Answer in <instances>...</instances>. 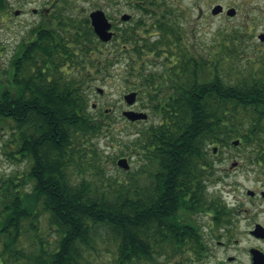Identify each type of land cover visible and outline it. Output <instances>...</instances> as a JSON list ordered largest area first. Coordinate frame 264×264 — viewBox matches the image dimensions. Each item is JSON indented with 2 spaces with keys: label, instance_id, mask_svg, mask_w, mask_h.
<instances>
[{
  "label": "trees",
  "instance_id": "1",
  "mask_svg": "<svg viewBox=\"0 0 264 264\" xmlns=\"http://www.w3.org/2000/svg\"><path fill=\"white\" fill-rule=\"evenodd\" d=\"M9 2L0 0V11ZM71 3L55 1V9L39 18V41L31 42V28L4 78L0 74V127L9 125L12 136L5 155L30 163L18 187L16 173L0 178V205L10 206L3 213L5 264H87L85 251L95 248L99 227L113 239V264H157L158 254L176 244L177 210L220 180L214 160L219 146L238 149L264 172V68L227 81L210 61L229 58L231 48L212 58L197 55L182 42L176 12L159 15L133 4L155 17L117 28L122 47L131 45L136 57L124 65L125 82L154 118L136 128L134 138L120 140L138 158L139 176L110 177L103 185L94 177L77 178L72 169L81 171L83 163L104 169L95 138L111 133V109L90 104L87 86L108 76L115 62L99 47L89 17L69 12ZM96 72L99 78H93ZM143 174L154 178L146 181ZM211 202L226 208L221 196ZM44 215L57 236L41 235Z\"/></svg>",
  "mask_w": 264,
  "mask_h": 264
},
{
  "label": "rangeland",
  "instance_id": "2",
  "mask_svg": "<svg viewBox=\"0 0 264 264\" xmlns=\"http://www.w3.org/2000/svg\"><path fill=\"white\" fill-rule=\"evenodd\" d=\"M57 0H10L8 8L0 11V74L3 76L4 69L8 66L9 60L13 53L17 50V45L22 40H28L30 30L41 15L51 13L55 9L53 3ZM70 13L78 15L80 18L88 17L90 11L94 9H102L109 17L111 22L117 20V25H121L119 20L120 14L126 12L132 15L131 21L127 25L137 26L136 22L140 18L145 21L153 20L155 17H149V14L138 10L133 4L148 5L151 10L159 15L165 9L177 13L176 23L182 29V42L193 47L197 55L207 57L205 47L209 43L216 42L219 37L214 34V29L219 24L217 19L214 22H207L206 0H157L159 5L147 4L148 0H71ZM60 2L57 3V6ZM36 10V11H35ZM18 11V13H16ZM192 28H189V26ZM123 25V24H122ZM140 35L144 36V31L140 30ZM188 36V38L186 37ZM231 49L230 56L226 58L225 65H216L217 73L227 81H235L241 76L253 72L255 67L259 70L264 68V65H250L253 60L258 58L259 53L244 48L239 43L234 44L233 38H228ZM126 45V44H124ZM99 47L103 52H108L113 55L114 66L110 69V74L102 79H95L88 82L87 93L89 103H96L99 107H107L111 114V133L104 132L95 138L98 147L100 148L103 159V171L94 170L90 165L81 164V171L77 166L73 167L72 173L77 178L94 177V182L100 185L105 184L110 177H115L118 180L128 181L131 178H138L139 164L138 158L133 156L125 149V146L120 143L121 138L132 139L135 137L134 131L136 128L145 126L153 121L151 113L147 112L140 105L138 94L136 102L133 105H128L123 98V95L130 89L124 79V65H129L136 60L135 55L130 50L131 45L127 48L122 47L121 40H114L111 43H101ZM217 55V54H216ZM212 58L213 55H208ZM146 58V56H145ZM155 65H146L153 67ZM99 87L103 91L99 93L96 88ZM133 90V89H131ZM133 109L136 111H144L148 114L146 120H128L122 112L124 110ZM92 109V108H90ZM9 125L0 127V178L10 175L15 171L22 174V177L27 174L29 162L10 161L5 155L8 148L5 144H10L12 138L9 133ZM123 153L124 155H121ZM217 174L220 180L215 184H208L206 192L213 198L221 196L226 202V208L235 207L237 205L248 207L249 213L256 220L264 224V202L260 203L259 198H251L247 194V190L259 191L264 190V172L263 169H257L248 161L246 162L243 154L238 149L221 145L219 151L215 152ZM125 157L129 162V169L124 170L117 165L119 158ZM236 165L232 166V163ZM128 171V172H126ZM40 232L45 237L57 236V233L49 226L48 217L46 215L40 218ZM98 234H95V248L86 250L84 258L87 264H113L108 260L107 254H113V239L110 232L103 227L97 229Z\"/></svg>",
  "mask_w": 264,
  "mask_h": 264
},
{
  "label": "flooded vegetation",
  "instance_id": "3",
  "mask_svg": "<svg viewBox=\"0 0 264 264\" xmlns=\"http://www.w3.org/2000/svg\"><path fill=\"white\" fill-rule=\"evenodd\" d=\"M206 4L207 22L212 23L214 19L219 22L214 29V34L219 39L206 45L207 54L227 51L231 48L228 41L230 37L234 44L239 43L244 48L259 53L260 56L253 60V65H264V0H206ZM131 18L125 22L119 19L123 25H117L115 18L111 26L114 35L108 42H101L96 36L99 44L120 40L121 31L117 28L131 27L127 25ZM39 21L32 26L31 42L39 41L38 32L43 27ZM189 28H192V24ZM77 33L80 34V31ZM93 61L97 63L98 58L94 57ZM225 64L224 61H217V58L210 61V65ZM65 65L76 64L66 62ZM93 78H99V74L94 73ZM129 91L136 90L129 89L127 92ZM14 173L13 183L18 187L20 176L18 171ZM142 178L149 181L154 175L143 174ZM201 194L199 201L190 199L191 205L188 208L177 210L179 224L175 227L176 244L172 252L158 254L157 264H264V224L250 215L248 207L213 206L210 195L206 191ZM249 196L259 198L260 203L264 202V190L253 191ZM9 208L3 203L0 205V264H5L6 224L3 213ZM107 258L111 261L109 253Z\"/></svg>",
  "mask_w": 264,
  "mask_h": 264
},
{
  "label": "water",
  "instance_id": "4",
  "mask_svg": "<svg viewBox=\"0 0 264 264\" xmlns=\"http://www.w3.org/2000/svg\"><path fill=\"white\" fill-rule=\"evenodd\" d=\"M18 13V11H16ZM131 18V14L129 13H122L120 15V20L127 21ZM89 19L90 24L92 26V29L94 33L97 35L98 39H100L103 42H108L112 36L114 35V32L111 30L112 23L108 19L106 13L102 9H94L89 13ZM97 91L99 93H102L101 88H97ZM137 92L136 91H130L126 93L123 98L126 101L128 105H133L136 101ZM122 114L130 121H136V120H144L147 119L148 114L144 111H136V110H124ZM234 145L238 144V141H233ZM216 149H214L215 151ZM117 165L123 169H128L130 167L128 163V159L125 157L119 158L117 160ZM236 165V162L232 163V166ZM247 194L251 195L253 194V190H247ZM260 228V226H257Z\"/></svg>",
  "mask_w": 264,
  "mask_h": 264
}]
</instances>
